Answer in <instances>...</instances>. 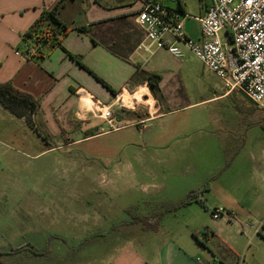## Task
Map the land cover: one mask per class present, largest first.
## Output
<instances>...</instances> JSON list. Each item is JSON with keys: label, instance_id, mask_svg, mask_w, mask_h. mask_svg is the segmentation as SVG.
Wrapping results in <instances>:
<instances>
[{"label": "rangeland", "instance_id": "374dc122", "mask_svg": "<svg viewBox=\"0 0 264 264\" xmlns=\"http://www.w3.org/2000/svg\"><path fill=\"white\" fill-rule=\"evenodd\" d=\"M207 1L182 0L186 13L194 16ZM30 42V37L23 39L20 51ZM158 62L165 79L161 91H154L155 111L147 97L137 103L127 94L126 104L134 103L135 108H114L113 124L101 117L78 116L55 125L56 132L40 125L41 136L32 134L30 151L36 154L33 164L42 166L47 207L44 220L33 215V229L39 232H32V240L44 245L46 235H61L52 242L59 254L74 247L79 262L102 264L110 255L93 258L105 255V250L92 252L95 242L80 248L95 233V221L110 232L137 216L159 215L164 230L187 222L204 230L214 208L239 209L244 204L259 215L246 210L249 215L238 218L239 226L232 219L233 225H224L223 233L234 239L240 236L238 229L243 233L238 264H264V239L254 240L248 249L254 229L243 227L249 220L257 225L264 218V186L251 172L252 156L264 151V98L256 105L239 91L215 97L224 92L221 78L190 52L183 59L166 52ZM156 112L161 113L148 117ZM193 191L203 204H184ZM222 218L227 217L218 219ZM197 237L205 236L201 232ZM198 241L201 257L212 261L204 245L216 249L218 242Z\"/></svg>", "mask_w": 264, "mask_h": 264}, {"label": "crops", "instance_id": "0c3cea01", "mask_svg": "<svg viewBox=\"0 0 264 264\" xmlns=\"http://www.w3.org/2000/svg\"><path fill=\"white\" fill-rule=\"evenodd\" d=\"M57 1L0 0V82H11L40 101L38 113L28 117L17 115L0 101V254L8 264L22 256L24 261L20 264H84L79 262V257L76 258L74 247L64 252L65 255L53 249L54 238L61 235L45 234L44 245L32 240V232H39L36 227L33 229V215L40 222L45 219L47 209L42 188V166L38 162L33 164L36 154L30 151L32 134L41 136L37 127L52 126L56 132L55 125L60 122L69 123L78 116L85 119L98 117L89 109H81L83 92L107 103L123 90L129 95L142 92L153 110L157 101L149 83V73L161 75L160 91L165 79L158 58L169 51L158 49L148 55L137 50L145 37L144 29L135 20L142 0H64L59 17L67 30L60 35L59 43L46 45L38 58L26 57L25 49H19L25 33L39 19L42 11ZM156 1L164 3L163 0ZM173 1H178L176 7L186 13L182 0ZM209 3L210 0L200 5L199 14L195 17L202 16ZM184 24L191 37L201 38L197 18H186ZM182 48L185 55L181 58L170 53L183 59L189 51L184 46ZM230 93L221 91L215 97ZM251 159L255 164L251 172L259 178L260 186H264V166L261 165L264 163V151ZM247 208L244 204L239 209L226 208L234 213L232 218L218 219L212 214L205 223L206 230H199L188 222L182 227L164 230L153 218L148 224L136 219L124 221L108 232L101 229L99 220L93 224L95 233L88 240H83L80 248L95 242L92 252L100 254L105 250V255H94L93 258L110 255L109 261L102 264H205L211 259L201 257L198 240L207 239L218 242L216 249L204 245L210 249L214 259L225 264H238L244 245L240 242L243 233L238 229L240 236L234 239L223 233V227L233 225L232 219L239 226V217L259 215L255 208ZM258 222L264 223V218ZM201 232L204 238L197 237ZM262 239V236L252 234L247 248L253 245L254 240L263 243L260 242ZM32 246L46 251V255H32Z\"/></svg>", "mask_w": 264, "mask_h": 264}, {"label": "built area", "instance_id": "2783aa9c", "mask_svg": "<svg viewBox=\"0 0 264 264\" xmlns=\"http://www.w3.org/2000/svg\"><path fill=\"white\" fill-rule=\"evenodd\" d=\"M197 18L201 38L191 37L184 20ZM136 22L144 29L145 37L137 50L148 55L158 49H167L181 58L184 46L223 82L224 93L242 90L254 102L261 104L264 98V0H210L205 13L195 17L156 0H142L136 10ZM50 31L41 26L32 32L31 42L26 45L25 56L40 57ZM80 97L82 110L89 109L98 117L113 124L114 108H135L127 105V94L121 91L111 102H103L93 94L83 92ZM140 94V96L136 95ZM134 102H142V92L132 93ZM139 97V98H138ZM88 98V101L84 99ZM127 98V99H126ZM214 218L234 216L224 207L212 210ZM244 229L253 228L254 234L264 238V223L254 225L248 221ZM205 264H225L214 259Z\"/></svg>", "mask_w": 264, "mask_h": 264}, {"label": "trees", "instance_id": "16d2710c", "mask_svg": "<svg viewBox=\"0 0 264 264\" xmlns=\"http://www.w3.org/2000/svg\"><path fill=\"white\" fill-rule=\"evenodd\" d=\"M63 4L64 0H58L51 8L43 10L39 19L25 33L24 38L31 37L33 31L39 29L41 26H45V29L50 31L51 34V37L47 39L45 45L53 46L59 43L58 41L60 35L67 30L66 25L63 24L59 17L60 9L62 8ZM148 78L152 90H159L161 75L156 72H150ZM100 80L106 87L111 89L106 82H104L102 79ZM0 101L19 116L26 115L28 117L32 113L37 114L40 109V101L38 98H35L32 94L15 87L11 82H0ZM37 128L39 134L41 135L40 128ZM192 201H198L202 204L204 203V201L198 197V192L196 191H193L188 195L187 200L184 204ZM153 218L155 219L156 223L159 222V215H141L137 216L135 219L142 220L144 223L148 224L149 220ZM0 255V264H8L7 260L2 257L3 254ZM32 255H46V251H39L35 246H32ZM23 261L24 257L22 256L21 258H14L11 264H20L23 263Z\"/></svg>", "mask_w": 264, "mask_h": 264}, {"label": "water", "instance_id": "95a60500", "mask_svg": "<svg viewBox=\"0 0 264 264\" xmlns=\"http://www.w3.org/2000/svg\"><path fill=\"white\" fill-rule=\"evenodd\" d=\"M240 92V94L243 96V97H245L246 99H248L249 101H251V102H253L254 104H258V103H256V102H254L251 98H249L248 96H247V94L245 93V92H243L242 90H240L239 91Z\"/></svg>", "mask_w": 264, "mask_h": 264}, {"label": "bare ground", "instance_id": "6f19581e", "mask_svg": "<svg viewBox=\"0 0 264 264\" xmlns=\"http://www.w3.org/2000/svg\"><path fill=\"white\" fill-rule=\"evenodd\" d=\"M84 100H85V101H88V98H85Z\"/></svg>", "mask_w": 264, "mask_h": 264}]
</instances>
